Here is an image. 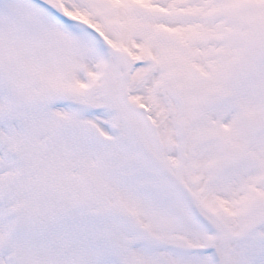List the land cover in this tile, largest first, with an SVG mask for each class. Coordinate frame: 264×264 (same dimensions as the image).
<instances>
[{
  "label": "snow or ice",
  "instance_id": "1",
  "mask_svg": "<svg viewBox=\"0 0 264 264\" xmlns=\"http://www.w3.org/2000/svg\"><path fill=\"white\" fill-rule=\"evenodd\" d=\"M0 264H264V0H0Z\"/></svg>",
  "mask_w": 264,
  "mask_h": 264
}]
</instances>
